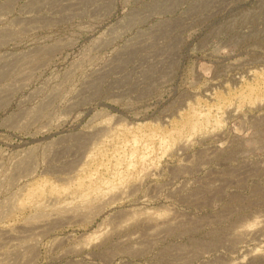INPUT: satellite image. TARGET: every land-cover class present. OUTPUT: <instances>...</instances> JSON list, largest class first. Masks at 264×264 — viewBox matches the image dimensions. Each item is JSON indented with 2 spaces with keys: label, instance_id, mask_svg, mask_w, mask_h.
<instances>
[{
  "label": "rangeland",
  "instance_id": "374dc122",
  "mask_svg": "<svg viewBox=\"0 0 264 264\" xmlns=\"http://www.w3.org/2000/svg\"><path fill=\"white\" fill-rule=\"evenodd\" d=\"M0 264H264V0H0Z\"/></svg>",
  "mask_w": 264,
  "mask_h": 264
}]
</instances>
